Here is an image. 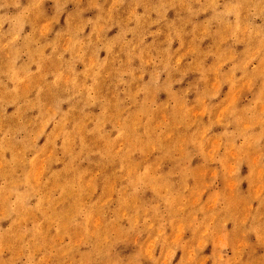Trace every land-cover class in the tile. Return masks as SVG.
I'll return each mask as SVG.
<instances>
[{
    "label": "rangeland",
    "instance_id": "obj_1",
    "mask_svg": "<svg viewBox=\"0 0 264 264\" xmlns=\"http://www.w3.org/2000/svg\"><path fill=\"white\" fill-rule=\"evenodd\" d=\"M0 264H264V0H0Z\"/></svg>",
    "mask_w": 264,
    "mask_h": 264
}]
</instances>
